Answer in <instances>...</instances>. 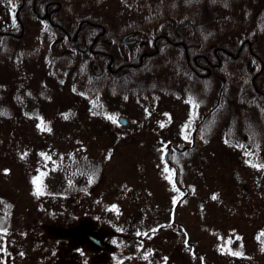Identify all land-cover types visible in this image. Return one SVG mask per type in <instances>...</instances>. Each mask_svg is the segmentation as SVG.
Instances as JSON below:
<instances>
[{
	"label": "rangeland",
	"instance_id": "374dc122",
	"mask_svg": "<svg viewBox=\"0 0 264 264\" xmlns=\"http://www.w3.org/2000/svg\"><path fill=\"white\" fill-rule=\"evenodd\" d=\"M53 1L57 2L56 7L58 4L61 5L60 11L56 14L57 18L72 30L77 27L82 17L100 15V13H103L110 22L108 29H112L110 27L112 23L116 27H123L126 19L133 17L137 21L139 17L137 13L149 10L150 6L149 2L144 0ZM18 4L13 0H0L1 30L6 29L4 27H11L18 31V25L13 17ZM201 12V7H196L189 11V14H201ZM246 12L248 16L243 24L239 22L236 29L228 30L213 42L215 44L229 42L235 45L234 43L240 41L244 35L249 36H244L243 40L259 37L256 42L257 49L264 56V35L257 32L258 23L256 25L252 23V11L249 9ZM227 14L229 15V12L215 15L221 21L218 30L227 27L224 24L225 20H221V18L226 19ZM209 17L208 21L212 23L215 17L213 14ZM180 19L181 17H177L173 24L178 25ZM23 27L22 38L18 33V37L12 36L10 49L0 55L2 77L11 76L10 69L13 75H17L18 81H21L19 86L7 89L6 92L21 98L27 107L30 103L27 99L29 83L31 84L28 83L29 78L36 84L35 88H31L32 91L39 90L47 83L49 87L45 90L51 97L47 105L45 100H42L43 106L50 110L64 109L67 112L62 115L60 113L59 120L56 121L54 120L57 118L56 113L51 111L53 114L48 118L52 127L49 131H41L39 122L37 123L33 115L24 119L20 117L14 122L5 121V129L0 130L2 155L0 156V197L4 199L1 203L4 212L0 210V215H5L7 203L11 206L12 203L19 204L17 200L35 202L33 207L43 211L38 220L27 221V224L23 221V213L20 217L24 206H17L21 211L15 210L14 213L12 211L13 221L9 232H5L4 236L9 247L14 245L17 247L16 255L20 248L29 257L23 256L22 261L32 260L30 257L34 256L37 263L42 261L45 264L48 262L50 264H162L164 258H159L158 253L165 250L163 247L166 240L168 255L171 253L169 250L177 251V256H170L168 261H176V264H254L253 260L242 262L243 259L239 260L233 256L230 258L228 254L223 257L225 252L221 249L224 245V249L231 247L232 250L239 244L238 237L244 236L247 253H252L257 228L256 218L252 216L251 220L246 219L248 217H245V220L241 219L238 204L224 208L220 207L221 199L215 200L214 204L210 203L212 193L220 191L216 186H221L224 182L221 178L223 174L229 180L231 189L238 195L242 191L243 183L251 185L252 181L248 182L247 175H258V169L243 164L241 147L226 146V149L217 151L218 145H210L209 141L204 142L199 138L193 144L194 127L190 128L186 120L182 118L169 124L165 123L158 93L149 100L143 92L129 93V88H126L124 93L105 96L103 95L105 86H102L103 88L100 89L102 100L105 99L112 111L108 110L105 120H99L98 125L96 121L86 120L85 111L93 110L92 98L86 96V100L89 99L87 105L85 101L76 102L73 97L65 93V90L60 94L54 91L47 92L51 86L61 88L70 80L67 78L70 70L66 69L65 75L62 74L67 65L63 63L49 65L45 61L46 54L55 50L63 53L61 55L63 60L67 54V47L61 48L56 43V39H59L57 31L52 30L47 22L35 18L32 20L26 18ZM144 27L146 32L150 31V26ZM111 32L117 40L111 45L110 51L117 56L126 55L129 46L121 44L120 34L118 35L114 30ZM21 55L29 59L28 62L21 61L23 57ZM66 60H70V57ZM27 63L28 66L25 65ZM42 70L46 76L39 79ZM174 74L175 76L170 73L172 80L177 79V74L175 72ZM34 77L37 80L33 79ZM76 79L78 81L75 85L78 89H74L77 96L86 95L85 89L92 90L93 83L84 84L79 76ZM41 93L43 89L38 91L37 95ZM55 95L62 105L56 102ZM188 111L189 122L193 116L187 106L184 108V116L187 117ZM117 115L128 118L130 126H114L111 120ZM94 116L103 119L100 112L97 114L94 111ZM92 127L97 128L98 134L92 131L91 135H86ZM10 129H13V133H10ZM103 140L106 142L104 143ZM20 143L26 149L21 161L24 162L23 165L17 164L16 154L11 153L22 148ZM73 145H78L90 154L91 159L96 162L99 160L104 164L102 179L104 182H101V186L98 184L96 188L92 187L88 192L79 189L73 191L74 194L61 196L59 193L64 191V188L70 187L73 176L57 166L56 169L51 170L53 168L50 166L51 171L45 175L43 184L47 186L49 192L39 193L33 182L35 172L33 166L39 161L38 150L42 151L40 156L45 162L47 160L45 151L65 150L69 146L73 148ZM168 147L171 148L169 156L179 167V184L184 194L186 193V197L183 194L182 203L177 208L176 221L172 227H169L168 216H171L173 206L167 188L174 183L172 180L174 171L168 168L163 160L164 152ZM6 169L9 170L8 174L3 175L2 172L5 173ZM212 176H215L216 183H212ZM85 185L86 182L83 180L77 182V187ZM218 197L221 195L218 194ZM31 204L29 203V206ZM220 210L225 211V219L219 216ZM171 228L172 230H169ZM27 231H31L32 234L23 243L22 239ZM89 232L97 236L103 234V240L110 247L104 252L93 249L83 235ZM69 242L74 248L73 257L76 262L68 260V255L72 252L67 256L62 255L64 251L61 248ZM147 251H150L151 255L156 253L157 257L150 258L147 255L144 257L143 253ZM101 255H104L103 260ZM261 260L264 261V257L259 260V264H263Z\"/></svg>",
	"mask_w": 264,
	"mask_h": 264
},
{
	"label": "flooded vegetation",
	"instance_id": "af4514ba",
	"mask_svg": "<svg viewBox=\"0 0 264 264\" xmlns=\"http://www.w3.org/2000/svg\"><path fill=\"white\" fill-rule=\"evenodd\" d=\"M13 1L23 3L26 0ZM53 3L54 5H51L52 3L45 5L42 13L38 12L36 4H34L33 12L38 19L48 22L51 29L57 31L59 35L57 42L66 43L70 47L71 50L67 49L66 53L73 50L81 54L90 53L93 55L94 59L90 61L89 79L103 81L111 76L112 79L117 80L122 77H120L119 72L125 68L136 70L142 67L144 68L142 71L150 72L165 70L173 76H175V72L177 74L176 80H168L167 77L159 81L150 80L152 81L150 88L159 87L156 90L160 91V107L164 111L165 123L169 124L182 118V120H186V124L190 128L194 127L192 138L194 144L198 141L197 138L200 139L199 126L206 117L209 137L207 141L210 145H218L216 147L217 151L226 149V146L241 147L244 156L242 158L243 164H249V166L258 169V175L248 174L246 178L248 182L252 181L251 185L243 183L242 191L238 195L236 191L231 189L228 183L229 180L223 174L221 178L224 179V182L221 186H216L220 190L217 193L221 197L213 192L212 197L210 196V203L214 204L215 200L221 199L220 207L224 208H230L231 205L238 204L241 219L248 217L246 219L250 218L251 220L252 216L256 218L257 228L255 229L252 253H247L246 241L242 235V237H238L240 238L238 246L230 250L231 247L224 249L223 245L221 250L225 252L223 257L228 254L230 258L233 256L239 258V260L243 259L242 262L253 260L254 264H259V260L264 257V57L253 50L254 42H258L259 37L250 39L252 43H249L248 39H244L238 48L239 53L241 50H248L254 56L253 60L242 58L238 64L236 62V64L231 65V68L227 63L223 68L224 57L232 55V53L227 48L222 49L220 46H216L214 42L208 44L206 51L195 53L193 57L190 56V48L204 46L200 42L187 44L183 40L185 37H190L191 34L197 37L195 26L194 28L190 25L180 28H178V25L166 26L161 28L162 31L166 32L165 34L151 37L149 32L153 31L154 28H150L149 32H146L144 26L137 28V25L146 22L143 20L146 17L143 14L144 12H138L137 16L140 19L137 21L133 17L126 19L123 27H116L112 23L110 25L112 29H108L109 25L104 22L94 24L88 20H80L77 27L72 30L66 25L64 26V23L59 24L54 21L53 13H57L60 9L56 7V1H53ZM84 23H88L92 28L91 34L88 37H83V35L79 37L80 29ZM4 28L6 29L1 30L0 27V34H9L14 37L17 35V32L11 27ZM19 28L22 30V25H19ZM111 30L116 31L118 35L120 34L121 44L129 46L126 55L117 56L110 51L111 45L115 44L117 40ZM182 31H186V34H182ZM107 34H112L113 37H108ZM125 37L127 38L123 40ZM159 37L163 41H160ZM102 57L106 58V61L102 62H107L106 68L100 61H97L98 59L102 61ZM233 58L238 59L236 55ZM192 60L194 65L191 64ZM120 61L123 63L120 66L116 65V62ZM182 62L185 65L178 66ZM242 67H245L247 73H241ZM79 76L81 78L87 77L80 74ZM229 90V97L221 96L223 92L226 95ZM232 91H234V94H231ZM187 106L191 109V116H193L189 122L187 121L189 111L187 117L184 116V108ZM176 172L177 167L174 168L175 181ZM211 181L216 183L215 176H212ZM167 189L171 195L169 197L171 205H173L171 216H168L169 227H172L176 221L177 208L181 205L184 195L180 186H170ZM219 216L225 219V211H221ZM169 230H172V228ZM90 234L84 233L83 235L88 240ZM94 236L105 242L103 241V234ZM167 244L165 240L163 247L165 250L158 253L159 258H164L162 264L169 262L170 264H176V261L168 260L170 256H177V251L175 249H173L174 251L169 250L171 253L168 255L169 248ZM109 247L108 245L103 249L96 246L95 249L104 252ZM191 252L193 253V248ZM146 255L150 258L157 257L156 253L151 255L150 251L143 253L144 257ZM101 256V260H103L104 255ZM261 261L264 264V261Z\"/></svg>",
	"mask_w": 264,
	"mask_h": 264
},
{
	"label": "trees",
	"instance_id": "16d2710c",
	"mask_svg": "<svg viewBox=\"0 0 264 264\" xmlns=\"http://www.w3.org/2000/svg\"><path fill=\"white\" fill-rule=\"evenodd\" d=\"M149 2V10H144L143 14L146 16L143 18L145 20V23L137 25V28L143 27L145 25L150 26L151 28H154L153 31H150L149 34L151 37L153 36H160L161 34H165L166 32L162 31L161 28H164L166 26H172L174 25V20L177 17H181V22L180 23H186L191 21L193 25L196 27L197 30V37H194L193 34L190 35V37H185L183 40L187 44H192L196 42L203 43V47H193L190 48L189 50L190 56L193 57L195 53H200L202 51H206L208 44L212 43L213 40H215L218 36L223 35L224 33L228 32V30L236 29V27L239 25V22L242 24L246 21L247 12L249 9L252 11L253 14V19L252 23L256 25L258 23V33L260 35H264V0H144ZM48 3H52L51 5H54L53 1H44V0H38L34 2L33 0H26L24 2V6L21 9L20 12V17L22 21H25L26 18L28 20H32L33 18H37V16L33 12V5L36 4L37 10L39 13L43 12V9L45 5ZM201 7L202 12L201 14L196 13L194 15L189 14V11L195 9V8ZM248 7V8H247ZM224 12L228 13L226 15V19L221 18V20H225L224 24L227 25V27L221 28L218 30V28L221 25V21L219 17H216L215 15L217 13L224 14ZM235 13V14H234ZM53 19L55 22L62 24L64 23L60 18H57L56 14L53 13ZM213 14L214 15V20L212 23H210L208 18L209 16ZM105 16H103V13H100V15H87L82 17L81 19L88 20L90 23L97 24L99 22H104L105 24L109 25L110 22L106 20ZM139 19V18H137ZM207 19V20H206ZM179 23V24H180ZM65 26V24H63ZM92 28L88 23H84V25L80 29V35L79 37H88L91 34ZM188 30V29H186ZM211 30V31H208ZM18 34L20 33V30L16 31ZM173 34V33H172ZM182 34H186V31H182ZM108 37H113L112 34H107ZM244 36H249V35H244ZM243 36V38H244ZM11 35L9 34H0V55H3L7 53V51L10 49V45L12 42H10ZM243 38L240 39V41L233 43L229 42H220L216 43V46H220L222 49H229L232 53V55H227L224 57L223 63L225 68L226 63L230 65V68L232 67L231 65L233 64H238L242 58L250 59L253 60L254 56L250 54V52L247 50H241L239 53V46L241 42L243 41ZM160 41H163L161 37H159ZM158 40V41H159ZM58 46H61L63 48L64 46L67 47V49H70L68 45H63V44H58ZM71 50V49H70ZM254 52H258L256 42H254ZM58 50L52 51L51 53L46 54L45 61L47 64H60L63 63L67 65L62 74L65 75L66 69L70 70L67 76L69 80V83L67 85L59 87H53L47 90V92H55L56 94L63 93L65 90V93L69 94V96L73 97L76 102H84L88 105L89 104V99L86 100L87 97L92 98L91 99V107L93 110H86L85 115H86V120H92L96 121L97 125L99 124V120H105V115L106 112L112 111L110 107H108L105 99L103 98L102 100V92L100 91L102 86H105V93L103 95L105 96H114L116 94H121L124 93V90L126 88H129V93H135V92H143L147 97L152 99L156 93H158V96L160 97L159 91H155L157 88H150V81L151 79H155L157 81L163 79L164 77H167V79H172L170 77V72L165 71V70H158L155 72H150V71H142L144 68L140 67L139 69L136 70H130L129 68L123 69L121 72H119L120 77L119 79H112L111 76H108L107 79L103 81H97V80H91L89 79L90 73L89 70L91 69L90 67V61L94 59L90 53L87 54H81L79 52H74L68 51L67 54L64 56V60L62 58V52ZM259 53V52H258ZM261 53V52H260ZM259 53V54H260ZM237 56L238 59H234L233 56ZM262 57H264L262 54H260ZM23 56V55H21ZM67 57H70V60H66ZM136 58V57H135ZM182 58L184 59V56L182 55ZM29 60V59H28ZM26 57H21V61L28 62ZM96 61V60H95ZM97 61H100L101 64L106 68L107 62L102 63L106 61V58L102 57V61L98 59ZM123 62H116V65L120 66ZM29 63L25 64L28 66ZM191 64L194 65L193 60L191 61ZM185 65L184 62L179 63L178 66H183ZM17 68V67H16ZM242 72L241 73H247V70L245 67H242ZM44 70L41 71V74L39 75L40 78H44L46 76V73L43 72ZM0 71V130L5 129L4 123L5 121L8 122H14L18 120V118L22 117L23 119L26 118V116H31L35 117L37 119V123L39 122V128L41 131H49V129L52 127L51 120L48 118V116L52 115L54 112L56 113V119L54 120H59V115L61 113H66L67 111L64 109H54L50 110L49 108H46L43 106L42 100H45V104L47 105L49 102V99L51 97L50 94L46 93L45 88H48L47 83L45 86L40 87L39 90H33L35 88L36 84L35 82L29 78L28 83L30 86L29 93L27 95V99H29L30 103L26 107L24 104V101L21 100L18 96L14 94H9L6 92L7 89H14L15 86H19L21 81L19 82L17 79V75H13L14 73L12 70L9 69V73L12 74L11 76L8 77H2ZM80 75H86V78H82V81H84V84L89 82L93 83L92 84V90H84L85 94H82L81 97L77 96L76 94V89H78V86L75 85L76 82L78 81L76 78ZM80 77V76H79ZM81 78V77H80ZM33 79H36L34 77ZM73 79V80H72ZM232 80V79H231ZM230 81V80H229ZM81 82V81H80ZM137 82L139 84H137ZM134 84V85H133ZM140 85V86H139ZM88 86V85H87ZM119 86V87H118ZM32 88V89H31ZM43 89V93L41 95H37L38 91ZM95 89V90H93ZM103 91V92H104ZM131 91V92H130ZM146 92V93H145ZM231 94H234V91L231 92ZM230 96V90L224 95V92L221 94V96ZM63 96V94L61 95ZM87 96V97H86ZM20 99V100H19ZM56 102L62 105V102L57 101V96L55 95ZM159 100V99H158ZM20 101V102H19ZM19 102V103H18ZM104 104L106 106H104ZM87 108V107H86ZM33 109V111H32ZM53 113H52V112ZM80 111V110H79ZM94 111L98 114L100 112L102 114V118L97 119V117L94 116ZM33 112V113H32ZM48 112V113H47ZM84 115V113H83ZM111 118V116H110ZM95 122V123H96ZM113 122V119L111 120ZM208 121L206 120V117L202 120L200 124V128L198 130L199 137L202 141L206 142L208 137ZM116 126L115 124H113ZM2 126V127H1ZM78 127V126H77ZM118 127V126H116ZM10 133H13V129H10ZM86 130V129H85ZM6 131V130H5ZM92 131L94 134L96 133L97 128L92 127L90 130L86 132V135H91ZM4 132V131H3ZM5 135H7L6 132H4ZM88 133V134H87ZM8 136V135H7ZM102 136V135H101ZM87 139V138H86ZM99 141V140H98ZM29 142H33L29 140ZM105 143L106 141L103 140ZM98 143V142H97ZM21 144V143H20ZM16 149V151H11V153L16 154V163L19 165H23V154L26 152L25 147H23V144L20 145V147ZM24 148V149H23ZM177 150V148H176ZM38 155H39V161L37 162L36 165L33 166L35 169L34 171V186L36 187L37 191L41 194H44L46 192H49L47 189L46 185L44 184L45 180V175L49 173L51 170L56 169L57 167H60L61 170L68 171L71 176H73V179L71 180L70 187L68 189L64 188V191H62L61 196L70 195L74 194L73 191H78L81 189L83 192H88L92 187L96 188L98 184L101 186V182H104L103 179V172H104V164L102 162L95 161L94 159H91L89 156V153H86L85 150L81 149L78 145H73V148L67 147L62 150H57V149H52L50 151H45V154L47 156V160L44 162L41 159L40 153L42 152L41 150H38ZM111 154V153H109ZM0 156L2 157L1 153ZM111 156V155H110ZM173 163H177L176 161L172 160ZM21 162V163H20ZM50 166L53 168L51 169ZM51 170H50V169ZM9 170H5L4 174H8ZM71 179V178H70ZM85 181L86 185L83 187H77V182L78 181ZM94 191V190H93ZM71 192V193H70ZM57 194V193H55ZM58 195V194H57ZM66 195V196H67ZM65 196V197H66ZM4 201L3 197H0V210L1 209V203ZM18 203H12V206L10 203H7L5 207V215H0V264H45L42 261L37 263L35 261V257H30L32 260L29 259H24L22 261V257L29 258L28 255H26V252L23 249L18 248L19 252L16 255L15 249L17 248L15 245L14 247H9L8 241L6 237L4 236L5 232H9V228L11 226V222L13 221L12 218V211H21L17 209L18 205L24 206L22 207V212L20 217H22L23 213V221L27 224V221H34L35 219L38 220L43 214V211L41 212L39 209L33 207L35 205V202H29L28 200H17ZM45 201V200H43ZM29 203H32L29 206ZM12 208V209H11ZM2 212H4L2 210ZM39 224V221H37ZM31 227V225L29 226ZM32 232L27 231L24 235L23 243L27 241L28 238L31 237ZM45 241V239H44ZM93 248V247H92ZM30 249V248H29ZM31 250V249H30ZM64 253L62 255H66L68 253H71L68 258L69 261L71 262H76L74 254H73V246L69 242L66 245H64L61 248ZM72 257V258H71ZM71 258V259H70ZM29 261V262H28ZM46 264H50L49 262Z\"/></svg>",
	"mask_w": 264,
	"mask_h": 264
},
{
	"label": "water",
	"instance_id": "95a60500",
	"mask_svg": "<svg viewBox=\"0 0 264 264\" xmlns=\"http://www.w3.org/2000/svg\"><path fill=\"white\" fill-rule=\"evenodd\" d=\"M16 17H17L19 23H21L20 19L18 18V13H17ZM187 24H192V23L189 22V23H187ZM181 26H183V25H181ZM22 35H23V33H21L20 37H21ZM124 40H125V38H124ZM116 121H117V123H119V124L122 125V126H129V124H130L129 120H128L126 117H124V116H118L117 119H116ZM168 153H169V150H167L166 155H165V159H166L167 161H169ZM89 239H90L92 242H94L95 244L99 245L100 247H104V245H102L101 242H100L98 239H96L95 237H93V236H89Z\"/></svg>",
	"mask_w": 264,
	"mask_h": 264
},
{
	"label": "snow or ice",
	"instance_id": "6c2138e0",
	"mask_svg": "<svg viewBox=\"0 0 264 264\" xmlns=\"http://www.w3.org/2000/svg\"><path fill=\"white\" fill-rule=\"evenodd\" d=\"M213 199H215V197H213Z\"/></svg>",
	"mask_w": 264,
	"mask_h": 264
}]
</instances>
